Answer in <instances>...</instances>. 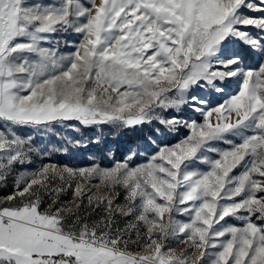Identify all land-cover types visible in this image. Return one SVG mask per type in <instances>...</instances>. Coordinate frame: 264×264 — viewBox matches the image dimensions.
Returning <instances> with one entry per match:
<instances>
[{
    "label": "snow or ice",
    "instance_id": "obj_1",
    "mask_svg": "<svg viewBox=\"0 0 264 264\" xmlns=\"http://www.w3.org/2000/svg\"><path fill=\"white\" fill-rule=\"evenodd\" d=\"M73 122L151 154L44 163ZM10 184L0 264H264V0H0Z\"/></svg>",
    "mask_w": 264,
    "mask_h": 264
},
{
    "label": "rangeland",
    "instance_id": "obj_2",
    "mask_svg": "<svg viewBox=\"0 0 264 264\" xmlns=\"http://www.w3.org/2000/svg\"><path fill=\"white\" fill-rule=\"evenodd\" d=\"M67 39L71 42L76 39L74 34H70ZM61 52H67L69 49L63 44L60 47ZM238 89V85H232L229 89L231 93H235ZM223 100L215 98L213 100L214 104L222 103ZM129 133H135L132 135L129 144L124 140V135ZM152 133V129L145 127L142 130H129L116 128L108 125H103L99 127L87 128L82 125L73 122V127L63 128L59 127L55 129L53 134L46 137V141L49 143V147L55 145L61 150L59 152H54L49 157H45L44 163H56L58 165H67L70 167H88L93 164H99L101 167H111L113 161L122 160L128 153L130 148H133L142 153L140 157L141 163L146 162L150 152L144 151V138L149 137ZM184 135L181 131L172 136L167 137L164 143H175L177 140ZM155 149V145L151 146ZM66 149V150H65ZM80 149H83L80 152ZM122 149L124 151H119ZM41 163L40 159L34 160V164L28 166L29 168L33 166H38ZM238 171V170H237ZM11 191V184L7 190H0V195H5L7 192ZM123 193H121L122 202ZM71 199V192L61 196V200L67 201ZM92 218H95V214ZM230 223H234L237 226L241 225L240 221H234L229 218ZM185 247L184 245L180 246Z\"/></svg>",
    "mask_w": 264,
    "mask_h": 264
},
{
    "label": "trees",
    "instance_id": "obj_3",
    "mask_svg": "<svg viewBox=\"0 0 264 264\" xmlns=\"http://www.w3.org/2000/svg\"><path fill=\"white\" fill-rule=\"evenodd\" d=\"M135 133H129V134H125L124 135V140H125V142L127 143V144H129V140H131V138H132V135H134ZM83 151V149H80V152H82ZM119 151H124V150H122V149H119Z\"/></svg>",
    "mask_w": 264,
    "mask_h": 264
}]
</instances>
